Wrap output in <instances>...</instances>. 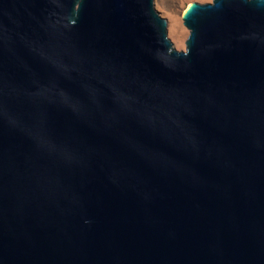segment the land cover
Wrapping results in <instances>:
<instances>
[{
	"label": "water",
	"instance_id": "95a60500",
	"mask_svg": "<svg viewBox=\"0 0 264 264\" xmlns=\"http://www.w3.org/2000/svg\"><path fill=\"white\" fill-rule=\"evenodd\" d=\"M0 0V264H264V0Z\"/></svg>",
	"mask_w": 264,
	"mask_h": 264
},
{
	"label": "rangeland",
	"instance_id": "374dc122",
	"mask_svg": "<svg viewBox=\"0 0 264 264\" xmlns=\"http://www.w3.org/2000/svg\"><path fill=\"white\" fill-rule=\"evenodd\" d=\"M207 3L212 0H154L156 10L167 22L168 36L178 50L186 49L189 29L184 25L183 14L192 2Z\"/></svg>",
	"mask_w": 264,
	"mask_h": 264
},
{
	"label": "bare ground",
	"instance_id": "6f19581e",
	"mask_svg": "<svg viewBox=\"0 0 264 264\" xmlns=\"http://www.w3.org/2000/svg\"><path fill=\"white\" fill-rule=\"evenodd\" d=\"M189 6H190V5H189ZM189 6H188V7H189ZM188 7H187V8H188ZM187 8H186V10H187ZM186 10H185V11H186Z\"/></svg>",
	"mask_w": 264,
	"mask_h": 264
}]
</instances>
